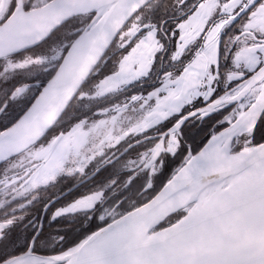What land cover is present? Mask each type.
Wrapping results in <instances>:
<instances>
[{"label": "flooded vegetation", "instance_id": "obj_1", "mask_svg": "<svg viewBox=\"0 0 264 264\" xmlns=\"http://www.w3.org/2000/svg\"><path fill=\"white\" fill-rule=\"evenodd\" d=\"M48 1L0 0V25L16 9ZM97 16L72 15L37 43L0 56V131ZM263 69L264 0L147 1L50 129L0 163V264H62L58 256L148 202L239 117L242 128L258 111L231 151L263 142Z\"/></svg>", "mask_w": 264, "mask_h": 264}, {"label": "water", "instance_id": "obj_2", "mask_svg": "<svg viewBox=\"0 0 264 264\" xmlns=\"http://www.w3.org/2000/svg\"><path fill=\"white\" fill-rule=\"evenodd\" d=\"M147 1L50 0L30 10L18 8L0 25L2 56L37 43L72 15L99 13L107 7L92 30L94 22L74 39L29 106L0 131V163L50 129L122 25ZM260 105L261 101L256 102L248 112ZM241 124L239 117L231 127L219 131L148 202L90 233L71 252L58 256V261L62 264H264V141L219 159ZM227 133V140L214 156L201 158L199 162L193 160ZM229 176L234 177L232 182L196 210L153 233L147 234L159 220L148 221L142 230L123 229L126 224L146 218L177 191L183 188L198 191ZM117 230L122 232L106 239Z\"/></svg>", "mask_w": 264, "mask_h": 264}, {"label": "bare ground", "instance_id": "obj_3", "mask_svg": "<svg viewBox=\"0 0 264 264\" xmlns=\"http://www.w3.org/2000/svg\"><path fill=\"white\" fill-rule=\"evenodd\" d=\"M106 9H107V7H103L100 10V12L97 13L98 18L93 23L91 30L99 22V20L103 16V14H105ZM257 114H258V111L254 112L252 114V117H250L251 119H249V121L244 126H242V128H240L238 132L241 133V132L246 131L254 122ZM227 138H228V133L225 134L221 139L217 140L214 144H212L207 150H205L203 152V154L201 153L197 156H194L193 160L195 162H199L201 160V158L208 157V156H214L216 154L218 148H220V146L223 144V142L225 140H227ZM246 149H248V148L245 147V148H242L241 150H246ZM230 154H231V147L228 146L222 151L219 159L227 158L230 156ZM233 178H234L233 176H229V177H227V178H225L219 182L209 184L206 187H204L203 189L198 190V191H192L188 188H183V189L177 191L176 193L170 195L165 201L162 202V204L157 209L150 212L149 215L146 216V218L134 221V222H132V224H128V225L126 224V226H124L123 229H131L132 228V229H135V231H138L140 229L142 230L147 225L148 221H150V220H154V221L159 220V223H161L163 221V219L168 214H170L171 212H174V211L184 207L185 205L191 203V206L187 207L186 213H185V214H189L192 211L196 210L198 206H200L205 201H207L212 196H214L219 191H221L223 188H225L228 184H230L232 182ZM190 200H191V202H190ZM152 229L150 231H148L147 234L153 233L154 230H152ZM120 232H122V230H117V231L109 234L108 236H106V239L112 238ZM76 246H77L76 244L73 245L66 252H64L62 255L66 254L67 252H71V250H73ZM38 261H41V260L36 259V258H32V259L28 260V262H38Z\"/></svg>", "mask_w": 264, "mask_h": 264}, {"label": "rangeland", "instance_id": "obj_4", "mask_svg": "<svg viewBox=\"0 0 264 264\" xmlns=\"http://www.w3.org/2000/svg\"><path fill=\"white\" fill-rule=\"evenodd\" d=\"M232 152V151H231Z\"/></svg>", "mask_w": 264, "mask_h": 264}]
</instances>
